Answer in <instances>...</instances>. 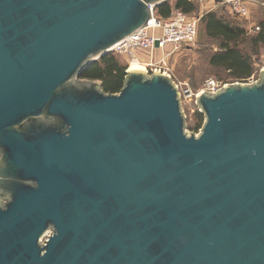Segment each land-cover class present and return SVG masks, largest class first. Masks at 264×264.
Here are the masks:
<instances>
[{
  "label": "water",
  "instance_id": "obj_1",
  "mask_svg": "<svg viewBox=\"0 0 264 264\" xmlns=\"http://www.w3.org/2000/svg\"><path fill=\"white\" fill-rule=\"evenodd\" d=\"M168 1L0 0V264H264V71L82 79Z\"/></svg>",
  "mask_w": 264,
  "mask_h": 264
},
{
  "label": "rangeland",
  "instance_id": "obj_2",
  "mask_svg": "<svg viewBox=\"0 0 264 264\" xmlns=\"http://www.w3.org/2000/svg\"><path fill=\"white\" fill-rule=\"evenodd\" d=\"M170 2L173 6L176 0H171ZM194 3L197 6V10L193 13V16L203 17L213 12L216 13L218 17L227 19L229 22L238 26H247L245 21L241 22L239 18L232 14L225 6H217L212 0L194 1ZM253 4V8H256L257 4ZM258 8V10H253L255 13L253 21L255 23L264 19V9L262 7ZM156 14L160 16L157 9ZM257 34V32L248 30L245 39L239 44V48L244 55L250 58L253 63L254 72L264 65V45H259L257 47L253 45V39ZM219 50V41L210 39L206 35L205 24L201 20L198 29V37L192 46L178 52H173L171 48L168 47L164 50H157L153 56L154 64L157 67H162L179 88L182 111L186 120L185 130L189 135H198L202 128L197 129L199 122L196 114L199 112V109L197 107L196 97L207 79L214 78L226 84L242 83V81L236 80L227 70L211 66L210 57ZM112 54L116 57L121 66L127 68V71L130 70L132 66L138 65L151 72V68L147 67L151 57V53L148 51L140 50L137 54L138 58H136L138 60H135L129 53L117 54L113 52ZM187 90L191 92L189 97L185 95V91Z\"/></svg>",
  "mask_w": 264,
  "mask_h": 264
},
{
  "label": "trees",
  "instance_id": "obj_3",
  "mask_svg": "<svg viewBox=\"0 0 264 264\" xmlns=\"http://www.w3.org/2000/svg\"><path fill=\"white\" fill-rule=\"evenodd\" d=\"M170 1L157 8L159 17L167 19L174 10H181L189 15L197 10L194 1L176 0L173 6ZM201 20L205 24L206 35L210 39L219 41L220 50L210 57L211 66L227 70L236 80L244 81L251 77L254 73L253 63L239 48L248 31L246 26H238L213 12L204 15ZM258 24L261 30L253 39V45L256 47L264 45V19ZM112 53L93 63L82 74V79L98 80L102 82V88L106 93L116 94L123 88L127 68L121 66ZM196 115L199 122L197 129H199L204 122V116L199 112Z\"/></svg>",
  "mask_w": 264,
  "mask_h": 264
},
{
  "label": "built area",
  "instance_id": "obj_4",
  "mask_svg": "<svg viewBox=\"0 0 264 264\" xmlns=\"http://www.w3.org/2000/svg\"><path fill=\"white\" fill-rule=\"evenodd\" d=\"M201 1V0H190ZM217 6H225L232 14L236 15L241 21L247 23L246 29L251 32H259L261 27L258 23L253 21L255 15L254 9L262 7L264 9V1L259 0H213ZM257 4L256 8H253L254 4ZM202 17H197L186 14L181 10H174L169 18L163 19L153 11L151 18L147 25L131 36L123 43L116 46L113 50L117 54L129 53L134 59L138 58L140 50H145L151 53L150 62L147 67H150L151 72L162 71L165 72L162 67H157L154 64V54L157 50H164L168 47L173 52L181 51L185 48L192 46L197 37L199 24ZM156 42L159 46L156 47ZM153 68V69H152ZM148 70V69H146ZM264 71V65L257 71H255L251 77L242 81L243 84H252L260 78L261 72ZM226 83L217 79H207L200 90V92L217 93L222 90ZM186 96H190V91H185Z\"/></svg>",
  "mask_w": 264,
  "mask_h": 264
},
{
  "label": "bare ground",
  "instance_id": "obj_5",
  "mask_svg": "<svg viewBox=\"0 0 264 264\" xmlns=\"http://www.w3.org/2000/svg\"><path fill=\"white\" fill-rule=\"evenodd\" d=\"M135 60H138V59H135ZM135 69H143V71L145 70L142 66H138V65L132 66L130 68V70H135Z\"/></svg>",
  "mask_w": 264,
  "mask_h": 264
},
{
  "label": "crops",
  "instance_id": "obj_6",
  "mask_svg": "<svg viewBox=\"0 0 264 264\" xmlns=\"http://www.w3.org/2000/svg\"><path fill=\"white\" fill-rule=\"evenodd\" d=\"M213 1V0H212ZM214 2V1H213ZM214 4H215V2H214ZM216 5V4H215Z\"/></svg>",
  "mask_w": 264,
  "mask_h": 264
}]
</instances>
